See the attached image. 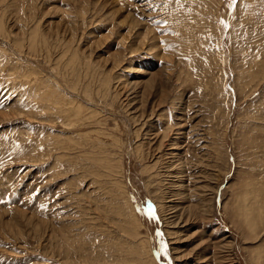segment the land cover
<instances>
[{"label": "rangeland", "instance_id": "374dc122", "mask_svg": "<svg viewBox=\"0 0 264 264\" xmlns=\"http://www.w3.org/2000/svg\"><path fill=\"white\" fill-rule=\"evenodd\" d=\"M0 264H264V0H0Z\"/></svg>", "mask_w": 264, "mask_h": 264}]
</instances>
